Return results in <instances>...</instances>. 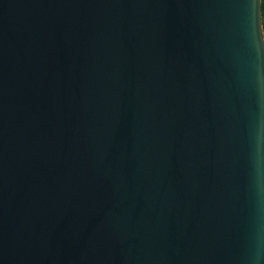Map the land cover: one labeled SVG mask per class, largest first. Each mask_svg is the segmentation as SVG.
I'll list each match as a JSON object with an SVG mask.
<instances>
[{
    "label": "water",
    "instance_id": "95a60500",
    "mask_svg": "<svg viewBox=\"0 0 264 264\" xmlns=\"http://www.w3.org/2000/svg\"><path fill=\"white\" fill-rule=\"evenodd\" d=\"M0 264H264L262 0H0Z\"/></svg>",
    "mask_w": 264,
    "mask_h": 264
},
{
    "label": "trees",
    "instance_id": "16d2710c",
    "mask_svg": "<svg viewBox=\"0 0 264 264\" xmlns=\"http://www.w3.org/2000/svg\"><path fill=\"white\" fill-rule=\"evenodd\" d=\"M262 15H263V26H264V0H262Z\"/></svg>",
    "mask_w": 264,
    "mask_h": 264
}]
</instances>
